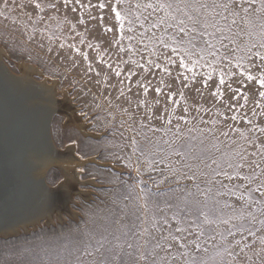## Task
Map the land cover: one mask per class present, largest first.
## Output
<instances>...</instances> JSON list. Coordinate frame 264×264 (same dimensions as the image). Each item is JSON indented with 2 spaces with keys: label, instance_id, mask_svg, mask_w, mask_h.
<instances>
[{
  "label": "snow or ice",
  "instance_id": "snow-or-ice-1",
  "mask_svg": "<svg viewBox=\"0 0 264 264\" xmlns=\"http://www.w3.org/2000/svg\"><path fill=\"white\" fill-rule=\"evenodd\" d=\"M68 2L65 0V4ZM76 3L80 4V0ZM81 7L98 8L102 13L107 9V24L104 14L99 18L90 15V19H98L105 33L111 34L107 43L115 49L117 59L104 60L99 51L98 56L116 77L124 73L119 81L120 96L136 88V108L143 107L144 114L137 126L134 115L124 110L131 120L126 129L131 136L127 140L132 156L137 161L140 157L147 160L146 171L159 172L163 177L150 176V186L139 178L144 173L138 166V179L127 185L123 197L128 203L111 221L118 227L112 230L104 227L98 238L90 236L84 255L99 254L92 264H176L178 260L181 264H207L198 253L208 241L217 237L227 241L237 234L243 239L244 232L255 236L252 228L243 223L246 219L243 205L239 214L236 205L241 201L256 205L264 217V139L255 136L256 132L264 136V127L253 124L241 111L249 103L247 93L251 92L254 99L256 84L260 86L259 97L264 98V0H101L98 5L81 4ZM80 23L84 21L81 19ZM244 36L249 39L243 40ZM253 36L259 40L254 42ZM87 47L99 50L101 46L88 43ZM76 51L85 61L89 59L87 53ZM124 55L128 58L124 59ZM128 65L125 73L124 66ZM155 70H159L158 75ZM87 71H94L91 64ZM137 76L135 85L125 84ZM108 78L105 73L104 79ZM152 93L154 100L150 99ZM191 93L201 101L211 97L212 107L190 103ZM241 96L243 104L239 103ZM257 106L264 116V103ZM251 112L257 115L255 108ZM202 114H212L214 118L205 120ZM221 123L226 130L217 128ZM238 123L252 124L247 131L253 135L241 131ZM201 124L205 127L201 128ZM209 124L211 128L207 127ZM217 133L228 141V150L214 158L212 149L219 152L222 143ZM231 133H236L243 143L238 144ZM209 137L213 141L211 147L207 143ZM245 145L255 150L249 153ZM132 156L127 159L131 161ZM174 164L177 166L173 167ZM182 181H191V187L181 186ZM164 183H174L176 187L160 190ZM223 196L236 200L222 203ZM229 208L231 215L224 211ZM247 215L249 222L255 224L257 217ZM234 219L242 222L233 223ZM259 224L264 230V219ZM221 225L225 227L217 231ZM240 243L241 240L235 241L237 246ZM261 243L264 244V238ZM190 247L194 251H188ZM203 251L207 252V248ZM224 251L232 257L227 264H233L235 254L230 246ZM257 255L260 264H264V255Z\"/></svg>",
  "mask_w": 264,
  "mask_h": 264
},
{
  "label": "rangeland",
  "instance_id": "rangeland-1",
  "mask_svg": "<svg viewBox=\"0 0 264 264\" xmlns=\"http://www.w3.org/2000/svg\"><path fill=\"white\" fill-rule=\"evenodd\" d=\"M100 2L101 0H80V4H77L76 0H69L65 4V0H0V49L6 53L3 58L5 65L13 74L21 76L19 65L24 63L37 68L45 77L57 80L56 88L59 98L64 92L68 93L77 115L81 116L87 124L89 134L83 135L76 126L66 124L65 117L56 114L52 119L50 129L53 143L59 149L75 145L74 154L90 162L77 167L80 172L79 178L83 182L79 189L84 194L74 196L71 210L75 215L64 214L65 220L62 222L56 219V223L46 224L42 221L35 231H32V228L27 231L30 232L28 234L23 233L24 230H22L19 236L16 235L17 237L0 236L4 238L0 239V264H92L93 260L99 259V254L84 255L85 244L90 236L94 235L98 238L104 227H109L110 230L118 227L111 221L119 216L121 207L128 203L123 197L127 194V185L135 183L138 179L137 167L139 166L140 171L144 173L139 178L144 179L150 186H152L150 176L156 179L163 178L159 172L146 171L147 160L144 157H140L137 161L136 156H132L127 140L131 133L126 131L131 120L124 110L127 109L128 113L134 115L137 126L143 118L144 110L143 107L139 110L136 108L138 97L135 95L137 91L135 87L132 88L131 93L126 92L125 96L119 95V81L124 73L120 78L116 77L98 56L99 51L103 53L104 60L115 61L117 59L114 55L115 49L109 48L107 43L111 40V34L105 33L104 26L98 19H90V15L99 18L104 14V23L107 24V9L102 13L98 8L81 7V4L98 5ZM37 4L40 5L39 8L36 7ZM81 19L84 21L83 24L80 23ZM82 39L84 43H81ZM242 39L247 41L249 38L244 36ZM251 39L255 42L259 40V37L253 36ZM88 43L99 44L101 47L99 50L89 48ZM72 45L75 47H71ZM76 49L87 53L89 59L85 61ZM144 55L146 56L147 53ZM123 58L128 57L124 55ZM89 64L92 65L94 71H87ZM128 67L130 65L124 66L125 73ZM155 71L158 75L159 70ZM97 72H100L99 76L96 75ZM105 73L109 77L107 80L104 79ZM43 75L33 76V79L41 81ZM138 78V76L134 77L131 82L125 81V84L135 85V80ZM259 90L260 86L256 84L254 99L251 98V92L247 93L250 100L241 111L246 118L252 120L253 124L264 127V116L260 115L261 108L257 106L258 103H264V98L259 97ZM190 95L193 98L190 99V103H203L205 107H212L211 97L206 96L201 101L195 97V93ZM150 99H155L154 93L151 94ZM239 103H244L242 96ZM253 108L256 110V116L252 115L251 109ZM214 112L215 109H213ZM157 114H159L158 110ZM231 114L228 113L229 116ZM202 115L205 120L214 118L212 114ZM219 119L224 120L223 117ZM122 122L124 127H121ZM144 122L147 123V120L145 119ZM153 124L155 125L156 122L154 121ZM236 126L240 127L241 131H245L246 135H253L247 131L252 128V124L238 123ZM200 127L203 128L205 125L201 124ZM207 127L211 128L212 125L209 124ZM217 128L226 130L223 123L218 124ZM157 135L161 134L157 133ZM217 136L222 143H220L219 152L212 149L211 155L214 158L222 156L223 152L228 150V141L223 136H219V133ZM255 136L264 139L259 132H256ZM231 137L237 140L238 144L243 143L236 133H231ZM212 142V138L209 137L207 142L209 147ZM256 142L259 143L260 140ZM245 147L249 153L255 150L250 145H245ZM129 156H132L131 161L127 159ZM129 163L131 167L128 166ZM176 166L173 165V167ZM159 167L163 168L164 165H159ZM245 171L248 170L245 169ZM164 175L168 173L165 172ZM61 180L62 173L57 168H51L45 176L46 183L51 187ZM90 181L92 184H89ZM183 185L191 187V181H182L181 186ZM170 186L176 187L174 183L171 185L164 183L160 185V190H165ZM153 190H156L154 186ZM220 199L222 203L224 201L234 203L236 200L235 197L228 196L220 197ZM241 205H243L242 211L246 217L243 223L245 227L252 228L255 236L244 232L243 239L241 234H237L235 238L228 237L227 241H222L219 237L215 241H208L202 245L198 253L207 261V264H227L232 260V257L224 251L229 246L235 254L233 264H260V257L257 254L264 255L262 252L264 244L261 243L264 230L261 229L259 220L264 217L260 216L256 205L249 206L243 201L236 205L237 214L241 211ZM224 211L228 215L232 214L231 208ZM248 213L257 217L255 224L249 222ZM21 217H16L11 222L18 221ZM241 222L239 219L233 220L236 224ZM207 227L205 226L206 230ZM224 227L221 225L217 231H222ZM193 238L189 237V239ZM109 239L112 237L110 236ZM236 240H241L239 246L235 244ZM92 244H95V240H92ZM245 245L247 247H244ZM204 247L207 248V252L203 251ZM241 248H243L242 252ZM89 251L93 249L89 248ZM173 251L175 252V249ZM188 251H194V248L190 247ZM159 254L165 255L164 252ZM176 264H181V261L178 260Z\"/></svg>",
  "mask_w": 264,
  "mask_h": 264
},
{
  "label": "bare ground",
  "instance_id": "bare-ground-1",
  "mask_svg": "<svg viewBox=\"0 0 264 264\" xmlns=\"http://www.w3.org/2000/svg\"><path fill=\"white\" fill-rule=\"evenodd\" d=\"M5 56L6 53L0 49V94L5 91V95L0 97V115L2 118L6 117L4 125L7 127V141L10 144L7 149L5 140L0 139V144L3 142V146H0V236L7 237L14 236L22 230L30 231L31 228L40 225L42 221L46 224L56 223V219L62 222L65 220L64 214L75 215L71 210V203L74 202V196L83 193L79 189L83 182L79 178L80 172L77 167L89 162L74 154L75 145H68L62 149L57 148L53 143L52 136V143L61 156V159H55V162L47 161L50 158L44 148L28 150L30 145L20 148L16 144L13 147L10 143L11 133L15 131L17 124L13 128V123L9 119L13 120L14 117L21 116L20 111L27 109L31 110L34 115H38L36 118H43V114L48 111H57L59 115L65 117L66 124L76 126L83 135L89 133L87 124L81 119V116L77 115L68 93L64 92L59 98L56 88L57 80L45 77L40 70L24 63L19 65L21 76L15 75L5 65L3 61ZM2 64L8 73L9 79L7 80L4 78L6 76L3 74ZM36 75H43V79L41 81L34 80L33 76ZM30 125L33 126L34 123ZM32 162L34 167L32 165L33 168L27 167V164L30 165ZM50 166L61 171L62 180L52 187L45 181V189L44 186L38 185V182L47 174ZM29 168L31 172L26 171ZM23 180L33 186L16 199L22 194L20 189ZM89 184H92V181ZM28 186L26 185V187ZM20 216L22 217L15 221L17 223L11 222L12 219Z\"/></svg>",
  "mask_w": 264,
  "mask_h": 264
},
{
  "label": "water",
  "instance_id": "water-1",
  "mask_svg": "<svg viewBox=\"0 0 264 264\" xmlns=\"http://www.w3.org/2000/svg\"><path fill=\"white\" fill-rule=\"evenodd\" d=\"M1 66H2V69L4 71L3 74L6 76L4 78L6 80L9 79L7 77L8 73L5 71L3 64ZM4 95H5V91H3V93L0 94V97L4 96ZM5 111H6V109H5ZM5 111H4V115H5ZM56 114H58L57 111H48V113L43 114L44 115L43 118H40V117L36 118V117H38V115H34L33 112L29 109H27L26 111H20L21 116H19L17 118L14 117L13 120L9 119V121L13 123V128H15V124H17L15 131L11 133V139L12 140L10 143L13 145V147H14V144H16V145H19L20 148H25V146L28 147V145H30L28 147V150H30V149L38 150L40 148H44L48 154V158H50V160H47L48 162L54 161L55 159H58V160L61 159L60 158L61 156L58 154L59 152H57V150L55 149V147L52 143V140H51V130H50L51 129V122H52L53 117ZM5 121H6V117L2 118V115H0V139H3V141L5 140L6 147H7V149H9L10 144L7 141V127L4 125ZM31 123H34V125L31 126L30 125ZM19 138H20V140H19ZM0 146L1 147L3 146V142L0 144ZM48 158H44V159H48ZM31 165L33 166L34 163L33 162L30 163V165L27 164V167H29ZM21 166L23 168V162L21 163ZM51 168H55V167L50 166L48 171ZM26 171L31 172V169L29 168V170H26ZM45 176L43 178H40L38 185L44 186L46 189ZM26 185H29V186L26 187ZM21 186H22V188L20 190H21L22 194L17 196L16 199L18 197L20 198L28 190V188L32 187L33 185L31 183H29L28 181L23 180V182L21 183ZM36 229H37V227L32 228V231H35ZM23 233L28 234L30 232L23 231ZM16 235L19 236L20 232L18 234L17 233L14 234V237H17ZM0 239H4V238H0ZM5 239H7V238H5Z\"/></svg>",
  "mask_w": 264,
  "mask_h": 264
}]
</instances>
